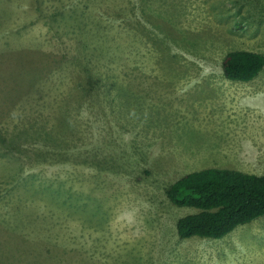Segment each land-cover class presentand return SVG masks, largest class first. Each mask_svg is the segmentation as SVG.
Returning <instances> with one entry per match:
<instances>
[{"label": "rangeland", "instance_id": "374dc122", "mask_svg": "<svg viewBox=\"0 0 264 264\" xmlns=\"http://www.w3.org/2000/svg\"><path fill=\"white\" fill-rule=\"evenodd\" d=\"M264 0H0V264H264V216L181 239L166 189L264 174Z\"/></svg>", "mask_w": 264, "mask_h": 264}, {"label": "trees", "instance_id": "16d2710c", "mask_svg": "<svg viewBox=\"0 0 264 264\" xmlns=\"http://www.w3.org/2000/svg\"><path fill=\"white\" fill-rule=\"evenodd\" d=\"M264 67V57L255 52H228L222 72L229 81L249 82ZM177 207L196 210L180 218L176 232L181 239L218 240L238 226L264 216V174L208 169L186 174L166 189Z\"/></svg>", "mask_w": 264, "mask_h": 264}, {"label": "crops", "instance_id": "0c3cea01", "mask_svg": "<svg viewBox=\"0 0 264 264\" xmlns=\"http://www.w3.org/2000/svg\"><path fill=\"white\" fill-rule=\"evenodd\" d=\"M241 172H243V171H241ZM245 173V172H244ZM256 175V174H255ZM260 175H263V174H260Z\"/></svg>", "mask_w": 264, "mask_h": 264}]
</instances>
